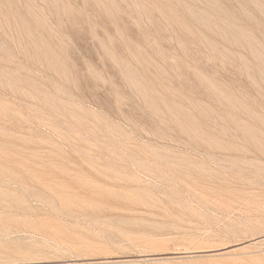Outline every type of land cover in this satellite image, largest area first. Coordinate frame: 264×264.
Wrapping results in <instances>:
<instances>
[{"label":"rangeland","instance_id":"1","mask_svg":"<svg viewBox=\"0 0 264 264\" xmlns=\"http://www.w3.org/2000/svg\"><path fill=\"white\" fill-rule=\"evenodd\" d=\"M0 264H264V0H0Z\"/></svg>","mask_w":264,"mask_h":264}]
</instances>
